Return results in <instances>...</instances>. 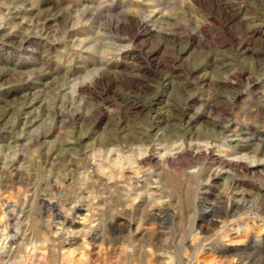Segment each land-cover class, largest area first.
Here are the masks:
<instances>
[{
    "label": "clouds",
    "instance_id": "9594fccd",
    "mask_svg": "<svg viewBox=\"0 0 264 264\" xmlns=\"http://www.w3.org/2000/svg\"><path fill=\"white\" fill-rule=\"evenodd\" d=\"M0 264H264V0H0Z\"/></svg>",
    "mask_w": 264,
    "mask_h": 264
}]
</instances>
